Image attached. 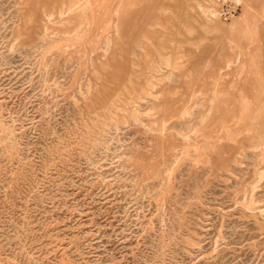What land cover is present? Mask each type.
Wrapping results in <instances>:
<instances>
[{
    "label": "rangeland",
    "instance_id": "rangeland-1",
    "mask_svg": "<svg viewBox=\"0 0 264 264\" xmlns=\"http://www.w3.org/2000/svg\"><path fill=\"white\" fill-rule=\"evenodd\" d=\"M0 0V264H264V0Z\"/></svg>",
    "mask_w": 264,
    "mask_h": 264
},
{
    "label": "built area",
    "instance_id": "built-area-1",
    "mask_svg": "<svg viewBox=\"0 0 264 264\" xmlns=\"http://www.w3.org/2000/svg\"><path fill=\"white\" fill-rule=\"evenodd\" d=\"M214 10L218 18L229 19L237 10L238 2L235 0H213Z\"/></svg>",
    "mask_w": 264,
    "mask_h": 264
}]
</instances>
